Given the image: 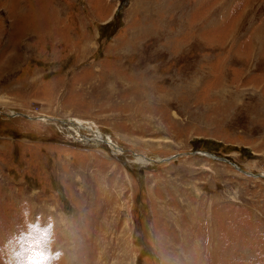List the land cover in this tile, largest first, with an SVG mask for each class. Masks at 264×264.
Returning a JSON list of instances; mask_svg holds the SVG:
<instances>
[{
    "label": "rangeland",
    "instance_id": "374dc122",
    "mask_svg": "<svg viewBox=\"0 0 264 264\" xmlns=\"http://www.w3.org/2000/svg\"><path fill=\"white\" fill-rule=\"evenodd\" d=\"M0 264H264V0H0Z\"/></svg>",
    "mask_w": 264,
    "mask_h": 264
},
{
    "label": "water",
    "instance_id": "95a60500",
    "mask_svg": "<svg viewBox=\"0 0 264 264\" xmlns=\"http://www.w3.org/2000/svg\"><path fill=\"white\" fill-rule=\"evenodd\" d=\"M21 116H24V115H21ZM26 117V116H25ZM27 119L29 118V117H26ZM103 143H105V142H103ZM207 157H211V159H215V160H217V161H220V162H223V163H228V164H230V165H232L236 170H238L239 172H241V173H245L242 169H240L238 166H236L235 164H233V163H231L230 161H228L227 159H225V158H222V157H216V156H214V155H211V154H208V156ZM162 161H167V159H165V160H160V161H151L150 160V162L151 163H160V162H162ZM254 177H262L261 175H254Z\"/></svg>",
    "mask_w": 264,
    "mask_h": 264
},
{
    "label": "bare ground",
    "instance_id": "6f19581e",
    "mask_svg": "<svg viewBox=\"0 0 264 264\" xmlns=\"http://www.w3.org/2000/svg\"><path fill=\"white\" fill-rule=\"evenodd\" d=\"M103 139H104L103 137H102V138H97V137H95V138H92V139L90 138L89 141L94 140V141H97L98 143H103V142H105V144H106V143L108 144V142H106V140H105V139L103 140ZM84 140L87 141L88 138L85 137ZM151 161H153V160H151ZM142 162H143V161H142ZM149 162H150V160H149Z\"/></svg>",
    "mask_w": 264,
    "mask_h": 264
}]
</instances>
